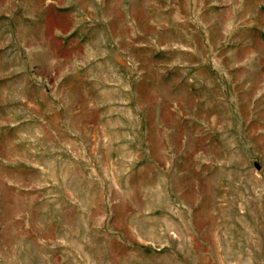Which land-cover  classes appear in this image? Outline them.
<instances>
[{"label":"rangeland","instance_id":"obj_1","mask_svg":"<svg viewBox=\"0 0 264 264\" xmlns=\"http://www.w3.org/2000/svg\"><path fill=\"white\" fill-rule=\"evenodd\" d=\"M0 264H264V0H0Z\"/></svg>","mask_w":264,"mask_h":264}]
</instances>
